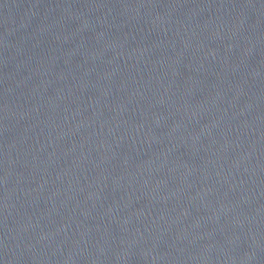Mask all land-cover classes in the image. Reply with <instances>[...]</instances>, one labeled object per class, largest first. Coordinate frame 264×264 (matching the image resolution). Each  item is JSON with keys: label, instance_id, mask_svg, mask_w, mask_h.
Listing matches in <instances>:
<instances>
[{"label": "water", "instance_id": "water-1", "mask_svg": "<svg viewBox=\"0 0 264 264\" xmlns=\"http://www.w3.org/2000/svg\"><path fill=\"white\" fill-rule=\"evenodd\" d=\"M0 264H264V0H0Z\"/></svg>", "mask_w": 264, "mask_h": 264}]
</instances>
